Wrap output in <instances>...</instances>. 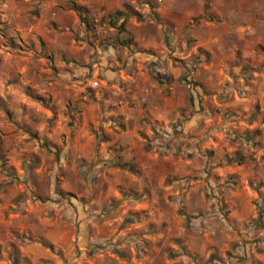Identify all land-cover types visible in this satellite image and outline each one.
I'll return each instance as SVG.
<instances>
[{"label": "rangeland", "instance_id": "rangeland-1", "mask_svg": "<svg viewBox=\"0 0 264 264\" xmlns=\"http://www.w3.org/2000/svg\"><path fill=\"white\" fill-rule=\"evenodd\" d=\"M180 1L0 0V264H264V202L223 177L257 173L246 147L264 164L255 35L184 26ZM231 196L249 224L226 227Z\"/></svg>", "mask_w": 264, "mask_h": 264}, {"label": "crops", "instance_id": "crops-1", "mask_svg": "<svg viewBox=\"0 0 264 264\" xmlns=\"http://www.w3.org/2000/svg\"><path fill=\"white\" fill-rule=\"evenodd\" d=\"M180 2H182L181 4L184 10V16L182 20L185 24L184 26H186V22L189 23L194 17H201L202 21L204 20L206 22H210L211 25H215L216 23L218 25H223L227 33H237L240 34L241 37L247 34L249 36L255 35L256 40H252L251 45H249L248 43L245 46L244 44L245 47L243 46L242 48V58H244L243 61L247 64L258 66L256 75L252 76L249 74V82L245 86V91L247 96L250 97V101L245 105L246 111L244 112V117L246 118L245 122L247 123L246 128H250L251 132H253L252 135L250 134L249 136H251V139L252 137H257L260 142L263 143L262 145L264 148V0H181ZM255 127V131L259 130L257 136H255V131L253 130V128ZM251 150L252 149H250L249 147H246L244 151L240 152L242 155H232L235 156V160L237 159L241 161L238 162L241 164L240 168H236L237 172H239V169L247 170L250 168L249 172L257 171V173H243L245 171L244 170L242 173H225L223 177H225L227 181L226 184H231L230 189L233 192L234 189L238 188V186L240 185V183L238 182L242 180L251 181V187L254 188L253 189L249 186L251 194H256L258 199L260 198V202H264V164H261V167L255 170V168L251 165ZM232 161L233 160H231V162ZM229 181H231V183H229ZM162 196L160 197V199L162 198ZM252 198L254 197L251 196V199H244V197H241L237 201L235 197L231 196L229 200H227L228 202L226 204H229L227 205V207L230 210L234 209L235 211L231 214V217L229 216V219L227 218L226 221V218L224 217V215H222V217L224 218L222 220L228 223V226L226 225V227H239L244 223L249 224V222L257 216V209L255 210L254 208ZM157 201L155 197H153V200L147 203L153 204L152 206L149 205V210H152L153 208L157 210L161 209L160 213L163 215L162 211L164 210V207L156 206L155 204L157 203ZM161 205L167 206L166 202L161 203ZM216 207L217 206H214V208ZM140 213L142 214V211H140ZM135 215L137 216V214ZM153 219L154 218H151V220ZM141 220L143 221L145 219L142 218ZM204 220L206 219H200L199 221ZM235 221H237V225H235ZM178 222V224L180 225L181 222ZM215 222L219 223L218 219H216ZM162 226L163 225H159L156 230H154V228H156L155 225L152 224L146 226L145 228H147V233L155 232L157 237L160 236L159 239H162L163 237H165V235H168L166 234V232L156 233V231L161 229ZM180 228L182 232H186V226H181ZM147 233L145 234V236L149 237ZM134 236L135 235H132V237ZM202 251L206 252L205 250Z\"/></svg>", "mask_w": 264, "mask_h": 264}, {"label": "trees", "instance_id": "trees-1", "mask_svg": "<svg viewBox=\"0 0 264 264\" xmlns=\"http://www.w3.org/2000/svg\"><path fill=\"white\" fill-rule=\"evenodd\" d=\"M127 14H125L122 11H117L116 15L113 17L114 19L111 21L112 26L119 27V29L123 30L125 28V23L127 19ZM122 18V22L119 23L120 19ZM264 205L260 207V216L262 215V212L264 211Z\"/></svg>", "mask_w": 264, "mask_h": 264}]
</instances>
